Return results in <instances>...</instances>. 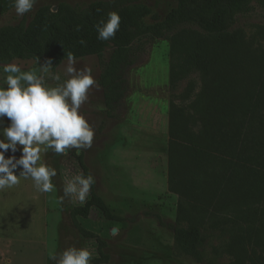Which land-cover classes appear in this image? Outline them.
<instances>
[{"label": "trees", "instance_id": "1", "mask_svg": "<svg viewBox=\"0 0 264 264\" xmlns=\"http://www.w3.org/2000/svg\"><path fill=\"white\" fill-rule=\"evenodd\" d=\"M141 1H95L84 8L60 3L57 11L42 6L30 21L0 27V65L52 60L56 67L69 53L76 60L112 49L100 81L111 109L125 96L122 70L136 63L127 58L128 50L146 37L169 40L168 190L192 212L208 216L209 226H229L225 264H264V229H238L264 213V70L243 39L230 33L238 16L264 0H178L163 20ZM14 8V0H0V16ZM110 12L120 15V28L114 38L99 40L96 25ZM149 16L153 23L146 22ZM194 72L205 91L201 110L192 113L176 90ZM70 155L81 174L91 175L83 153ZM93 213L107 226L124 222L98 195L95 179L70 216L84 238L97 242L91 264H108L107 242L89 229ZM202 226H170L175 241L199 263L206 242Z\"/></svg>", "mask_w": 264, "mask_h": 264}, {"label": "rangeland", "instance_id": "2", "mask_svg": "<svg viewBox=\"0 0 264 264\" xmlns=\"http://www.w3.org/2000/svg\"><path fill=\"white\" fill-rule=\"evenodd\" d=\"M95 1L105 0H38L23 16L17 15L15 8L0 16V27L30 21L42 6L49 5L54 10L60 3H69L84 8ZM141 3L149 8L151 15H159L163 20L177 7L178 0H142ZM146 22L153 23L151 16ZM230 33L243 39L255 63L264 70V4L254 2L247 14L238 16ZM112 54L113 50L108 49L100 56L76 59L73 65L78 71L90 67L97 82L80 108L95 132L92 146L71 149L62 155L51 149L41 154L39 163L57 171L52 178L53 192H39L31 178L21 179L14 188L0 191V264H55L51 255L70 247L87 248L92 258L97 256L96 240L84 238L70 216L72 209L83 203L64 196L63 192L66 183L81 174L71 151L84 154L96 180L98 195L124 219L123 223L107 226L93 213L88 222L89 229L107 242L108 264H225L229 226H209L208 216L189 210L167 186L170 41L146 37L128 50L127 58L136 63L122 70V78L131 105H123V99L120 106L113 104L108 109L100 81ZM12 63L24 71L37 70L38 75L43 74L39 72L38 61ZM52 63L50 71L61 75L60 82L71 78L66 74L68 61L56 67ZM3 66L0 65V86H6ZM199 76L198 72L192 73L179 82L176 90L184 107L192 113L201 110L204 101L205 87ZM45 78L49 86L60 83L50 75ZM8 123L5 118L3 126ZM154 125V135L141 136L140 129L151 131ZM15 155L19 158L21 153ZM179 224L203 225L206 238L203 263L197 262L175 241L170 226ZM251 228L264 229V213L254 224L238 226L242 230Z\"/></svg>", "mask_w": 264, "mask_h": 264}, {"label": "clouds", "instance_id": "3", "mask_svg": "<svg viewBox=\"0 0 264 264\" xmlns=\"http://www.w3.org/2000/svg\"><path fill=\"white\" fill-rule=\"evenodd\" d=\"M36 3L37 0H14L15 11L23 16ZM120 23L117 12L108 13L107 20L96 25L97 38L104 41L114 38ZM38 63L41 75L37 70L24 71L15 63L6 64L2 69L6 86H0V136L3 137L0 138V191L14 188L21 179L31 178L39 192H53L52 178L57 171L39 163L41 154L51 149L62 155L71 149L90 148L93 143L94 129L80 113L89 90L97 83L92 69L86 67L78 71L73 66L75 57L69 53L66 74L71 78L60 82L61 75L50 71L51 60ZM45 75L60 83L49 86ZM5 118L9 122L7 126H3ZM18 151L19 158L15 155ZM9 152L11 155H7ZM18 169L19 175L16 174ZM93 184V176L76 175L66 183L64 196L84 203ZM50 259L55 264H91L92 253L87 248L70 247L51 255Z\"/></svg>", "mask_w": 264, "mask_h": 264}, {"label": "crops", "instance_id": "4", "mask_svg": "<svg viewBox=\"0 0 264 264\" xmlns=\"http://www.w3.org/2000/svg\"><path fill=\"white\" fill-rule=\"evenodd\" d=\"M124 100H123V105H127V104H129V105H131V100L127 97V96H124V98H123ZM122 113H121V117H122ZM151 128V131H145V129L143 130V129H140V134H141V136H146L147 134L148 135H154L156 132V129H155V125H154V127L152 128V127H150ZM167 130H168V123H167Z\"/></svg>", "mask_w": 264, "mask_h": 264}, {"label": "water", "instance_id": "5", "mask_svg": "<svg viewBox=\"0 0 264 264\" xmlns=\"http://www.w3.org/2000/svg\"><path fill=\"white\" fill-rule=\"evenodd\" d=\"M53 11H57V7H55Z\"/></svg>", "mask_w": 264, "mask_h": 264}]
</instances>
